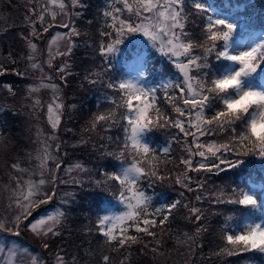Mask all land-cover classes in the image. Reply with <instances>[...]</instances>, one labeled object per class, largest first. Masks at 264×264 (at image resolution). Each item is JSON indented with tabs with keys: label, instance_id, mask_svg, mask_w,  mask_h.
<instances>
[{
	"label": "snow or ice",
	"instance_id": "snow-or-ice-1",
	"mask_svg": "<svg viewBox=\"0 0 264 264\" xmlns=\"http://www.w3.org/2000/svg\"><path fill=\"white\" fill-rule=\"evenodd\" d=\"M27 4L29 7L24 19L31 31L28 36L22 35L21 39L29 49L27 60L31 69L41 73L40 83L30 87L29 92L34 94L42 88L52 89L47 117L53 129V135L48 140H53L61 125L65 105L60 95V85L48 82L53 77L45 72L43 64L36 59L38 46L33 40L42 38L37 22L44 33L54 26L67 30L56 32L51 37L44 61L65 83L67 75H70L67 61L55 68L53 61L72 53L75 46L73 39L80 33L70 21L65 22L63 19L69 15L65 0H46L43 4L40 0H35V3L27 0ZM71 4L78 6L80 0H71ZM109 7L111 10L104 15L113 22L109 30L101 32V36L110 42L100 44L98 52L102 64L99 70L90 72L85 79L90 84L100 83L112 90L111 106L105 112L94 114L85 131L99 135V129L105 132L122 129L124 133L122 138L107 136V140L115 145L112 150H108L107 144L100 145L103 156L121 161L119 172L105 171L100 179L92 181L98 188L110 192L124 210L118 214L98 216L97 231L108 245H118L116 251L142 243L145 237L151 238L149 243L161 245L165 226L182 201L175 200L149 211L152 197L141 189L140 182H171L188 192H199L195 197L197 201L236 206L234 213L248 217L238 231L221 229V238L225 243L214 255L235 257L251 251L264 253V200L255 190L264 188V185H254V189H249L246 185L233 186L227 183L205 196L207 177L194 180L190 175H219L226 169L241 167L244 158L249 156L264 161V32L254 39L249 33L250 26L245 24L243 32L248 33L247 39H237L240 35L238 22L210 12L203 0H113ZM58 17L61 19L58 20ZM135 34L142 35L154 48L168 56L182 76L181 81L171 84V93L168 92L169 85L164 86V100L170 106L171 114L158 106V89L146 87L142 82L145 75L143 70L139 78L117 80L110 75L111 57L120 51L119 46L129 36ZM62 41L65 44L63 49L60 46ZM7 60L13 64L16 62L11 53ZM7 71L6 64L0 62V76ZM15 74L23 77L28 72L17 70ZM93 76L95 79H92ZM40 106L41 101L37 96L32 108L35 111ZM168 129H176L184 137L185 155L180 158V167L174 174L162 167L168 161L157 155L145 140L154 131ZM214 135L221 137L220 142L202 139ZM100 138L105 139L104 136ZM81 142L87 143L85 140ZM49 147L45 142L42 155L38 156V180L32 179L31 174L28 179H24L29 169L22 167L19 161L11 164L16 174L9 173L10 182L3 190L9 193L8 206L12 209V215L8 220H0V264H23L25 257L30 264H44L40 256L15 242L9 247L3 239L5 233L18 237L27 230L40 241L44 249L50 248L51 237L60 235L57 226L61 224L65 212L60 208L49 211L48 205L58 195L57 184L68 181L58 177L62 163L57 154L49 151ZM60 148L57 144L56 153ZM6 150L7 143L0 132V151ZM168 151L165 148L164 154L167 155ZM49 160L54 164L51 169L48 167ZM73 171L87 174L90 170L81 163H75L66 170L67 173ZM46 173L50 178L46 177ZM72 183L82 184L83 181L73 178ZM193 183L196 184L195 188L192 187ZM45 185L50 187L45 189ZM114 185L118 186L113 191ZM70 195L65 193V196ZM62 203L68 201L62 200ZM183 207L188 209L193 222L206 219L200 207L192 204H183ZM232 219V216L226 218L227 221ZM133 229L134 235L130 234ZM207 231V225L198 224L193 235L184 234L186 239L182 242L189 243L191 252V245L196 243V238ZM144 247L147 248L148 244H144ZM152 251L157 253L158 248L154 246ZM102 259L104 264H109L110 256L104 255ZM56 264H65L63 256L56 255Z\"/></svg>",
	"mask_w": 264,
	"mask_h": 264
},
{
	"label": "trees",
	"instance_id": "trees-1",
	"mask_svg": "<svg viewBox=\"0 0 264 264\" xmlns=\"http://www.w3.org/2000/svg\"><path fill=\"white\" fill-rule=\"evenodd\" d=\"M33 2L35 3V0ZM44 2L42 0V4ZM203 2L210 8V12H223L229 18H235L240 25L239 32H243L245 24L250 26L249 32L264 28V1L203 0ZM110 4H113V0H80L78 6H73L74 13L70 12V16L63 19L65 22L75 20V24H72L80 35L73 39L75 46L70 55L53 61V68L61 66L64 61L69 63L70 75L66 77L67 83L60 80L56 71L48 68L49 76L53 77L50 82L60 85V95L65 105L61 125L57 130L58 144L61 148L58 153L55 148L54 152L60 157L61 163L68 161L70 157L76 158L86 169L90 170L85 174L86 177L83 173L80 174L82 184L72 183L68 176L63 179L68 183H59L62 190L60 198L67 200L68 203L64 204L63 225L59 230L60 235L56 236L53 241L56 243L50 248V255L63 256L65 264H104L102 259L104 255L110 256L109 264H121V261H124V264H160L158 255L165 258V256L174 255L178 250H181L182 260L174 264H248L251 260L259 259L261 255L257 251L235 257L214 255L225 243L221 238V229L238 231L247 222L248 217H241L234 213L233 209L236 206L210 204L207 200L197 201L195 197L200 194L199 192H188L171 182L165 184H150L147 180L140 182L143 191L153 193H151L154 197L153 203L158 205L157 207L165 206L173 199L182 201L181 206L174 211L165 226L161 245H155L154 242L149 243L151 238L145 237L142 243L133 245L127 250L116 251L118 245L115 243L108 245L105 238L97 231L98 216L104 215L107 208L118 201L110 192L98 188L92 181L100 179L105 171L118 172L121 166V161L103 156V149L100 145L107 144L108 150H112L115 145L107 140V136L122 138L124 135L122 129H111L107 132L99 129V135L85 131L94 114L105 112L111 106L112 90L106 89L100 83L90 84L85 79L90 72L99 70L102 64L98 52L100 44L110 42L101 36V32L109 30V25L113 22L110 17L104 15L106 11L111 10ZM28 7L27 0H0V62H4L8 69L4 75L0 76V108L4 107L0 113L2 115L0 132L3 133L7 143V150L0 151V180L4 176L9 177V173L15 175L14 170L11 169L12 162L19 161L25 164L28 161L24 154H28L25 151L31 138V127L23 110L29 103L25 93H27L30 78L15 74L17 70H25L24 56L27 52V44L21 36L28 35L26 22H24ZM37 24L39 26L38 22ZM9 53L16 61L14 64L7 60ZM141 54L146 65L145 83L150 88L158 89L160 101L158 106L171 114V108L164 100V86L169 85L168 92L171 93L173 91L171 84L182 79L168 56L155 52L143 43L138 45L129 42L121 53L117 52L111 57L110 75L117 80L126 79L129 62ZM92 79H95V76ZM9 88L12 89L11 92L8 91ZM72 105L75 107L73 108ZM122 123L126 122L122 121ZM101 136L105 139L101 140ZM202 139L220 142L221 137L214 135ZM82 140L87 143H82ZM145 140L157 155L168 161L162 167L170 169V174H174L180 167V158L185 155L183 135L178 130L168 129L154 131L146 136ZM165 148L169 150L167 155L164 154ZM229 158L235 159V157ZM205 176L208 180L206 191L203 193L205 196L227 183L233 186L236 184L248 186V180L264 183V161L258 157L249 156L244 158V164L237 169H226L219 175L206 173ZM200 177H203V174L194 176L193 179ZM117 186H113V191ZM192 187L195 188L196 184L193 183ZM173 189L175 191L172 193ZM181 192L184 193L183 196L180 195ZM65 193H71V195L65 196ZM258 194L261 197V189ZM183 204L200 207L204 210L206 219L193 222L189 217L188 209L184 208ZM5 207L0 193V210ZM185 216L184 224L183 217ZM228 216H232L233 219L227 221ZM198 224L207 225L208 231L196 238V243L191 245L190 252L189 243L182 241L186 239L185 233L189 235L195 233ZM130 234H135L134 229L130 231ZM144 244H148V247L145 248ZM154 246L158 248L157 253L152 251ZM165 264H170V261L167 259Z\"/></svg>",
	"mask_w": 264,
	"mask_h": 264
},
{
	"label": "rangeland",
	"instance_id": "rangeland-1",
	"mask_svg": "<svg viewBox=\"0 0 264 264\" xmlns=\"http://www.w3.org/2000/svg\"><path fill=\"white\" fill-rule=\"evenodd\" d=\"M43 1L46 2V0H43ZM262 1H264V0H261V2ZM40 3L42 4V0H40ZM65 3L67 5L66 10L69 13V15L67 16V18H68L70 16V12L74 13V10H73V6L71 4V0H65ZM215 13H218V12L215 11ZM219 14H221L223 16H227L223 12H219ZM47 19H50V18H47ZM57 19L60 20L61 18L58 17ZM229 19L236 20L235 18H231V17ZM24 22H25V19H24ZM72 23L75 24V20L73 22L71 21V25L74 27V25ZM26 26H27V31H28V35H29L31 30H30L27 23H26ZM37 28H39L38 30L42 33V38L38 39V40L37 39L33 40V42L36 43L38 46L36 59H37V61H39L43 64L45 72H47L49 75L48 65H47V63H44V61L47 59V43L50 41L51 37L55 35L56 32H64L65 29L60 28L59 26H54L53 28H51L49 30L48 33H44L43 29L40 28V26H38V24H37ZM261 32H264V29L253 31L251 34H252L253 38L255 39V38H258V36ZM240 33H242V32H240ZM247 37H248V33H245V34L242 33V35L237 36V39H247ZM129 42L132 44L135 43L138 45H140V43H143L144 45H147L151 49L155 50V52L161 54V52L158 51L157 48H154L152 46V44L149 41H147V39L140 34H135L133 36H129L127 38V40L125 41V43L119 46L120 51H118V52L121 53L123 48L125 46H127ZM60 46L62 49L64 48L65 44L63 41L61 42ZM28 53H29V49L27 47V52L24 56V60H25V70H27L28 75H26L24 77L30 78V84H29V86H27V93H25V95L29 99V103L27 104V106L25 107V109L23 111L25 112L26 118L29 121V124L31 127V138H30V142H29V144L26 148V151H25L29 155L24 154L25 159L28 161L25 164L21 163V166L29 169V173H26L24 175V179H28L29 174H31L32 179L38 180L40 178V171H39L40 160L38 159V156L42 155V149L45 145V142H47L48 145H50L49 151L55 153L54 151H55L56 145L58 144V141H59V133H57V131H56L55 132L56 138L53 140H48V137L53 135V129L51 128V125L48 123V117H47V104L49 102H51V100H52V98H51L52 89H50V88L49 89H43L42 88V89H40V91L38 93H34V94H30V92H29L30 87H35L40 83L41 73L39 72V70L31 69L30 62L27 60ZM58 58L59 57H57L56 59H58ZM67 64L69 66V63H67ZM145 67H146V65L144 64V57L141 54L138 57H136L135 60H133L129 63V72L127 75V79L128 78H139V73L141 72V70H143V72H144ZM48 82H50V81H48ZM142 82L146 86L144 77H143ZM50 83H53V82H50ZM146 87H148V86H146ZM37 96L39 97V99L41 101V106L38 107L37 109H35V111H34L32 108V103H33V100ZM2 110H4V107L0 108V113L2 112ZM1 117H2V115L0 114V118ZM196 159L199 160L198 157ZM75 163H80V162L78 161V159L71 158V157L68 161L62 163L61 170L59 171L60 179H65V176L70 177L71 180H73V178H79L80 179L81 172H78V171H73L71 173L66 172V170L68 168H70L72 165H74ZM49 164H51V165H49ZM48 167H49V169L54 167V164L51 160L48 161ZM118 172H119V170H118ZM201 174H203V177H204L206 173H201ZM45 175H46V177L50 178L48 173H46ZM57 175H58V173H57ZM83 175H85V173H83ZM190 175L192 177H194V176H199L200 174L190 173ZM85 177H86V175H85ZM9 182H10V178L7 176H4V178H2L0 180L1 199H2V202L6 205V207L3 208V210H0V220H8V219H10V217L12 215V209H10L8 206L9 205V199H8L9 193L6 190H3L4 186L8 185ZM256 185H261V183L256 184ZM12 186L15 187L14 182H12ZM49 187H50V185H45V189H47ZM56 187H57L58 195L53 200V202L50 205H48V209H49V211H54L56 208H60L62 211H64V204L65 203H62V198H60V191H62V190L59 187V183L57 184ZM249 189H254V185L251 184ZM260 189H261V199L264 200V195H262V193L264 191L262 188H260ZM255 190H257L259 192V189H255ZM173 191H175V190L173 189L172 193H173ZM151 193H146V194L150 196L153 194V193L152 194ZM4 194H5V196H4ZM195 194H197V193H195ZM151 197H152V208H150L149 211H152L154 208H156L158 206V205L153 203V201H154L153 195ZM175 200H178V199H173L171 202H173ZM123 210H124L123 206L119 202H115L113 205H110L107 208L104 215L105 214H108V215L118 214L120 211H123ZM62 220L63 219L61 218V224L57 226L58 231L60 230V227L63 225ZM183 222L185 224L186 216L183 217ZM55 237H51L50 248L53 247L54 243H56V242H53L55 240ZM3 239H4V242L9 247H11L12 243L15 242V243L23 246L24 248L29 249L32 254L40 256L41 259L43 260L44 264H56V254H54L53 256L50 255V252H49L50 248L44 249L42 247L40 241L37 238H35L31 232H29L27 230L23 231L21 233V235L18 237L14 236V235H10L8 233H5L3 235ZM56 251H57V248H56ZM170 253H172V251ZM257 253L260 254L261 256L259 257V259L251 260V264H264V253H260V252H257ZM158 259H160V261H159L160 264H165V261L167 259H168V261H170V264L180 262L182 260L181 250L176 251V253L174 255H171L168 257L165 256V258H163V256H161V255H158ZM23 264H30L29 260L26 257L23 261Z\"/></svg>",
	"mask_w": 264,
	"mask_h": 264
},
{
	"label": "water",
	"instance_id": "water-1",
	"mask_svg": "<svg viewBox=\"0 0 264 264\" xmlns=\"http://www.w3.org/2000/svg\"><path fill=\"white\" fill-rule=\"evenodd\" d=\"M178 71V70H177ZM179 73V72H178Z\"/></svg>",
	"mask_w": 264,
	"mask_h": 264
}]
</instances>
